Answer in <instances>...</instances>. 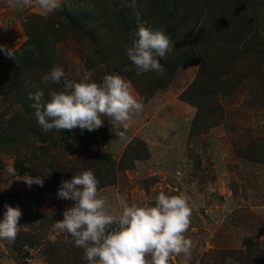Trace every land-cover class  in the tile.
I'll list each match as a JSON object with an SVG mask.
<instances>
[{"label":"rangeland","instance_id":"1","mask_svg":"<svg viewBox=\"0 0 264 264\" xmlns=\"http://www.w3.org/2000/svg\"><path fill=\"white\" fill-rule=\"evenodd\" d=\"M63 1L59 0L60 4ZM80 8L90 14L96 42L78 33L66 35L67 39L56 45L53 68H62L68 79L77 82L102 83L106 74H119L131 83L130 91L143 109L133 114L126 129L114 130L123 131L124 138L116 136L107 117H102L104 124L96 130L98 148L94 150L92 144L85 148L74 143L67 146L54 132L51 140L57 149L53 143L35 142L31 136L35 133L16 132L15 125L9 124L21 109L11 104L5 91L15 76L13 57L0 51V133L5 134L0 140V220L5 204L19 205L22 212L15 242L0 240V264H48L46 257L51 253L46 241L56 244L57 249L68 246L67 232L55 223L63 219V211L73 202L58 199L43 189L44 185L29 187L20 180L30 175L24 168L39 148L51 146L59 165L70 168L71 173H81L87 170L86 155L109 156L119 163L135 140L144 144L148 157L136 160L131 169H118L115 183L98 189L110 211L120 212L133 203L155 206L160 192L184 195L192 212L185 233L191 241V255H173L169 264H264V158L254 162L236 154L250 144L258 149L257 154L264 153V67L239 61L235 70L242 75V85L238 93L219 101L224 121L208 133L192 137L196 108L180 96L194 82L199 67L181 65L171 80L158 74L153 78L159 79L160 87L143 99L128 78L136 68L126 54V40L103 19L96 0H73L71 9ZM31 15L46 18L51 14L35 6L34 0L32 6L19 9L0 0V45L12 54L28 39L23 24ZM220 36L216 33L215 37ZM28 85L27 92L33 80ZM10 167L16 170L15 177L9 175ZM43 171L41 166L39 174ZM248 247L253 251L249 260L238 258V251L245 257ZM62 264H67L66 259Z\"/></svg>","mask_w":264,"mask_h":264},{"label":"trees","instance_id":"2","mask_svg":"<svg viewBox=\"0 0 264 264\" xmlns=\"http://www.w3.org/2000/svg\"><path fill=\"white\" fill-rule=\"evenodd\" d=\"M96 1L103 19L111 22L112 29L122 35L127 46L135 38L132 34L137 30V11L146 26L153 30L162 29L169 36L175 43L174 48L165 58H158L169 80L181 65L199 67L194 82L180 96L196 108L190 133L192 137L208 133L211 127L224 121L225 113L219 101L221 97L238 93L242 85V75L235 70L239 61H250L259 69L264 67V0H136L135 7H132L131 0ZM72 3L73 0H64L61 7L49 17L31 15L23 24L28 39L12 54L15 76L5 88L7 96L12 99L11 104H18L21 111L15 112L9 124L15 125L16 132L35 133L31 135L35 142L45 145L53 143L51 137L54 132L67 146L74 143L85 148L92 144L94 150L98 148L96 130L81 132L76 128L72 131L53 129L46 132L34 115L31 106L33 101L28 99L29 93L37 90L32 87L27 92L30 87L28 83L33 80V85H39L43 75L53 69L56 45L65 41L66 35L78 33L96 42L91 30L90 14L81 8L71 9ZM216 33L221 34L220 38L215 37ZM136 71H130L128 78L139 95L146 99L153 89L160 87L159 79H154L159 75L156 72L137 75ZM48 87L56 90L59 88L56 85ZM44 91L47 97L48 88ZM3 135L0 133V140H3ZM134 142L128 145L119 163L109 156L100 158L98 154L94 157L86 155L84 164L97 178L98 189L114 184L118 169H123V166L131 169L136 160L148 157L144 144L138 140ZM53 147L56 148V145ZM248 147L246 150H237L236 154L254 162L264 158V153L257 154L258 149H252V144ZM50 148L49 145L47 148H39L24 171L37 176L42 175L39 174L41 166L44 171L51 169V175L44 179L43 189L56 194L62 179L70 180L73 174L78 173H71L70 168L59 165V158ZM67 238L68 246L58 249L56 244L45 242L51 253L50 257H46L48 264H62L63 259H66L67 264H87L83 259V249L74 244L68 233ZM63 250L64 254H60ZM238 253V258H246L248 261L253 251L248 247L245 257L240 251Z\"/></svg>","mask_w":264,"mask_h":264},{"label":"clouds","instance_id":"3","mask_svg":"<svg viewBox=\"0 0 264 264\" xmlns=\"http://www.w3.org/2000/svg\"><path fill=\"white\" fill-rule=\"evenodd\" d=\"M10 8L19 9L33 5V0H7ZM35 6L45 14L61 7L59 0H34ZM135 7L136 0H131ZM137 30L132 34L126 49L129 60L136 67V74L156 72L163 76L164 66L158 58H165L174 48V42L162 29L153 30L135 13ZM0 51L13 57L10 49L0 45ZM49 85L59 86L58 90ZM37 90L30 92L32 108L38 124L44 131L79 128L81 132L99 129L107 117L112 130L126 129L134 113L143 109L131 93V83L119 74H106L102 83L89 80L77 82L68 79L62 68H53L43 75ZM48 88L46 97L44 89ZM124 138L123 131H114ZM50 163V162H49ZM10 176L17 175L12 167ZM51 169L42 175L29 174L20 178L31 187H43L44 179ZM98 180L91 170L73 174L70 180L62 179L56 196L73 202L56 221L55 227L66 231L74 244L84 251L87 264H169L173 255H191V241L185 233L191 224V208L184 195H166L160 192L155 197V206H124L122 211H110L106 202L98 196ZM6 211L0 220V240L13 244L19 233L22 212L19 205L5 204Z\"/></svg>","mask_w":264,"mask_h":264}]
</instances>
